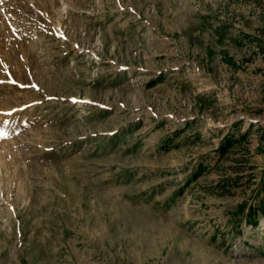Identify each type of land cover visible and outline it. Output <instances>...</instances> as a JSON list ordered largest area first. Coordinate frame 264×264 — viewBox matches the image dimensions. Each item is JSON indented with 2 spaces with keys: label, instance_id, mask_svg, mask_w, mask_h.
Returning <instances> with one entry per match:
<instances>
[{
  "label": "rangeland",
  "instance_id": "1",
  "mask_svg": "<svg viewBox=\"0 0 264 264\" xmlns=\"http://www.w3.org/2000/svg\"><path fill=\"white\" fill-rule=\"evenodd\" d=\"M263 171L264 0H0V264H264Z\"/></svg>",
  "mask_w": 264,
  "mask_h": 264
},
{
  "label": "trees",
  "instance_id": "2",
  "mask_svg": "<svg viewBox=\"0 0 264 264\" xmlns=\"http://www.w3.org/2000/svg\"><path fill=\"white\" fill-rule=\"evenodd\" d=\"M234 139H232L230 141V143H228V147H226V145L222 148V151L224 152H228L232 146V144L234 143H237L238 141H233ZM262 178L264 180V171L262 172ZM261 188L258 190V193H257V196H258V199L260 200L259 201V204L258 206L256 207L257 210L259 211V214L263 215L264 216V182L262 183V185L260 186ZM260 195H262V197H260ZM260 197V198H259ZM238 211L243 213L245 212L246 210V217H247V220L249 222H251V219H253L252 221V225H256L257 224V219H255L257 217V212L254 211V209H252L251 207H249L247 209V207L243 204L239 205L237 207ZM256 214V215H255Z\"/></svg>",
  "mask_w": 264,
  "mask_h": 264
}]
</instances>
